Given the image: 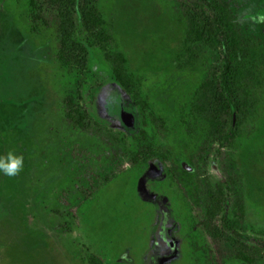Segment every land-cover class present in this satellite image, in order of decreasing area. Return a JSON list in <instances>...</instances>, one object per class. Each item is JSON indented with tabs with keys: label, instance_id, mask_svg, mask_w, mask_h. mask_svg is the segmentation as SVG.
Listing matches in <instances>:
<instances>
[{
	"label": "rangeland",
	"instance_id": "1",
	"mask_svg": "<svg viewBox=\"0 0 264 264\" xmlns=\"http://www.w3.org/2000/svg\"><path fill=\"white\" fill-rule=\"evenodd\" d=\"M33 1L0 0V156L25 158L19 175L0 173V264L218 263L197 216L229 178L242 232L264 240V0H226L263 47L260 85L244 99L232 149L203 131L194 98L213 57L178 68L186 25L171 0H98L111 41L84 68L61 63L56 22L37 19ZM117 56L132 101L111 84L97 114L86 91L108 79ZM70 107L89 111L88 130L66 121ZM136 109L164 170L131 164Z\"/></svg>",
	"mask_w": 264,
	"mask_h": 264
},
{
	"label": "trees",
	"instance_id": "2",
	"mask_svg": "<svg viewBox=\"0 0 264 264\" xmlns=\"http://www.w3.org/2000/svg\"><path fill=\"white\" fill-rule=\"evenodd\" d=\"M171 1L186 25L178 68L193 67L202 53L213 57L212 71L197 87L194 98L195 110L204 117L206 127L203 131L209 132V138L219 147L232 149L241 128L244 99L260 85L258 71L263 60V47L239 28L226 0ZM97 4L98 0H34L31 4L37 19L48 18L56 22L59 58L66 67L84 68L92 51L104 48L103 44L111 41L104 32ZM120 65L121 60L117 56L108 79L94 81L90 92L86 91L97 114L98 111L100 113L98 96L101 89L106 86L112 88L111 84L115 85L125 102L132 101L130 87ZM136 111L139 126L128 143L134 150L130 156L131 164L146 167V170L151 166L164 170L165 158L153 143L145 117ZM88 112L87 109L80 111L70 107L65 112V119L75 128L88 130L89 125L85 124ZM99 115L94 119L105 122ZM234 184L229 178L221 182L213 193L206 194L197 216L198 225L211 241L218 261L214 264H256L264 260V240L251 238L242 232L244 206L236 196L233 197L236 192ZM92 195L89 192L83 201Z\"/></svg>",
	"mask_w": 264,
	"mask_h": 264
},
{
	"label": "clouds",
	"instance_id": "3",
	"mask_svg": "<svg viewBox=\"0 0 264 264\" xmlns=\"http://www.w3.org/2000/svg\"><path fill=\"white\" fill-rule=\"evenodd\" d=\"M257 22L264 23V15L259 16ZM24 159L23 154H16L14 151H9L6 155L0 156V173L8 177L19 175L24 168Z\"/></svg>",
	"mask_w": 264,
	"mask_h": 264
}]
</instances>
